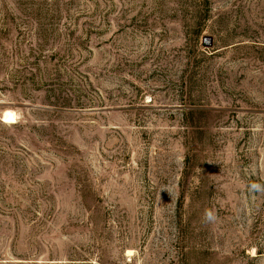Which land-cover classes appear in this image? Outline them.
Instances as JSON below:
<instances>
[{
  "label": "rangeland",
  "instance_id": "374dc122",
  "mask_svg": "<svg viewBox=\"0 0 264 264\" xmlns=\"http://www.w3.org/2000/svg\"><path fill=\"white\" fill-rule=\"evenodd\" d=\"M0 264H264V0H0Z\"/></svg>",
  "mask_w": 264,
  "mask_h": 264
},
{
  "label": "clouds",
  "instance_id": "9594fccd",
  "mask_svg": "<svg viewBox=\"0 0 264 264\" xmlns=\"http://www.w3.org/2000/svg\"><path fill=\"white\" fill-rule=\"evenodd\" d=\"M4 119L5 120H11V119H13V114L12 113H6L5 116H4ZM252 187L255 188V189H258L259 188V185H252ZM207 217H208V219H211L212 218V216H211L210 213L207 214Z\"/></svg>",
  "mask_w": 264,
  "mask_h": 264
},
{
  "label": "bare ground",
  "instance_id": "6f19581e",
  "mask_svg": "<svg viewBox=\"0 0 264 264\" xmlns=\"http://www.w3.org/2000/svg\"><path fill=\"white\" fill-rule=\"evenodd\" d=\"M14 117V116H13ZM4 118V117H3ZM12 120L13 119H11V120H5V119H3V122H5V123H7V122H12Z\"/></svg>",
  "mask_w": 264,
  "mask_h": 264
}]
</instances>
